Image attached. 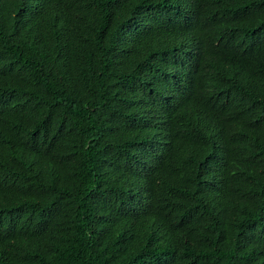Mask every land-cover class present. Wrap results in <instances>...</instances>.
<instances>
[{"label": "trees", "instance_id": "trees-1", "mask_svg": "<svg viewBox=\"0 0 264 264\" xmlns=\"http://www.w3.org/2000/svg\"><path fill=\"white\" fill-rule=\"evenodd\" d=\"M0 264H264V0H0Z\"/></svg>", "mask_w": 264, "mask_h": 264}]
</instances>
